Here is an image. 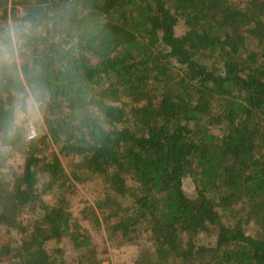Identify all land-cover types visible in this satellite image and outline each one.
I'll use <instances>...</instances> for the list:
<instances>
[{
  "label": "trees",
  "instance_id": "trees-1",
  "mask_svg": "<svg viewBox=\"0 0 264 264\" xmlns=\"http://www.w3.org/2000/svg\"><path fill=\"white\" fill-rule=\"evenodd\" d=\"M10 19L43 28L48 99L46 134L9 139L0 74V264H102L98 233L135 264H264V0H0Z\"/></svg>",
  "mask_w": 264,
  "mask_h": 264
},
{
  "label": "clouds",
  "instance_id": "clouds-1",
  "mask_svg": "<svg viewBox=\"0 0 264 264\" xmlns=\"http://www.w3.org/2000/svg\"><path fill=\"white\" fill-rule=\"evenodd\" d=\"M43 35V28L31 19H10L0 23V74L9 85V102L4 117L9 139L29 121L39 118L48 99L39 66H33L30 61L34 45Z\"/></svg>",
  "mask_w": 264,
  "mask_h": 264
},
{
  "label": "rangeland",
  "instance_id": "rangeland-1",
  "mask_svg": "<svg viewBox=\"0 0 264 264\" xmlns=\"http://www.w3.org/2000/svg\"><path fill=\"white\" fill-rule=\"evenodd\" d=\"M183 29L182 26H179L177 28V34H182ZM24 138L26 140L35 139L36 137L46 134V128L43 125L40 117L34 121H29L26 126L22 129ZM212 133L219 134V129H212ZM52 149V150H51ZM48 150V152H56L59 153V150L56 147H52ZM3 152H5L8 155L7 163H6V169L3 170L2 174L5 178H8V174L10 175L13 172H19L20 167L23 163V157L20 154H14L6 149H3ZM61 157V161L63 162V165L66 169H71L73 165H76L78 163V160L76 158H64ZM97 177H95L94 181H88L84 184H79L77 186L78 193L69 201L70 208L72 212L74 213V216L79 217L80 211L82 208H84L87 205H94L95 203V197H94V190L92 188V185L94 182L97 181ZM184 192L187 196L191 197L194 193V187L189 179H185L184 183ZM44 201L51 202V198L49 196L44 197ZM100 220L103 219L101 214L99 215ZM254 229L250 228L248 230L249 234H253ZM95 241L98 242V252L103 251V257H106L108 260H105L102 262V264H135V260L138 258V249L133 246H126V247H120L116 248L111 246L110 243L107 240L106 235H102L98 233L96 236H94ZM198 245H206V246H213L215 244V238L209 237L206 234H200L198 236ZM46 249L51 252L52 246H47ZM68 263L71 264L70 258L67 256Z\"/></svg>",
  "mask_w": 264,
  "mask_h": 264
}]
</instances>
